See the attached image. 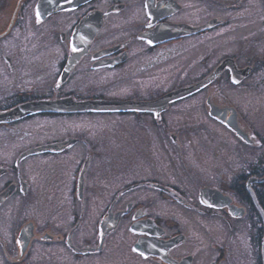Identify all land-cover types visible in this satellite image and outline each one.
Segmentation results:
<instances>
[{
  "label": "flooded vegetation",
  "instance_id": "1",
  "mask_svg": "<svg viewBox=\"0 0 264 264\" xmlns=\"http://www.w3.org/2000/svg\"><path fill=\"white\" fill-rule=\"evenodd\" d=\"M247 255L264 0H0V264Z\"/></svg>",
  "mask_w": 264,
  "mask_h": 264
},
{
  "label": "rangeland",
  "instance_id": "2",
  "mask_svg": "<svg viewBox=\"0 0 264 264\" xmlns=\"http://www.w3.org/2000/svg\"><path fill=\"white\" fill-rule=\"evenodd\" d=\"M248 92H250L251 94H249L251 97H254L256 95V91L253 89H247ZM245 256V255H244ZM226 262H222L221 264H225ZM237 264H252L251 262V258L249 255L246 256L245 259L241 260L240 262H238Z\"/></svg>",
  "mask_w": 264,
  "mask_h": 264
},
{
  "label": "water",
  "instance_id": "3",
  "mask_svg": "<svg viewBox=\"0 0 264 264\" xmlns=\"http://www.w3.org/2000/svg\"><path fill=\"white\" fill-rule=\"evenodd\" d=\"M58 105V102H54V103H51L50 107H55ZM40 106H41V103H40Z\"/></svg>",
  "mask_w": 264,
  "mask_h": 264
}]
</instances>
